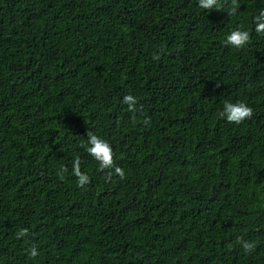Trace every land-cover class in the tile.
Wrapping results in <instances>:
<instances>
[{"label":"trees","instance_id":"obj_1","mask_svg":"<svg viewBox=\"0 0 264 264\" xmlns=\"http://www.w3.org/2000/svg\"><path fill=\"white\" fill-rule=\"evenodd\" d=\"M238 2L0 0V264H264V0ZM225 102L252 117L219 118Z\"/></svg>","mask_w":264,"mask_h":264},{"label":"clouds","instance_id":"obj_2","mask_svg":"<svg viewBox=\"0 0 264 264\" xmlns=\"http://www.w3.org/2000/svg\"><path fill=\"white\" fill-rule=\"evenodd\" d=\"M198 6L204 10L222 9L218 4V0H197ZM232 7L227 12L229 16L235 15L238 11V0H231ZM254 31L258 34L264 35V8H261L257 14L253 16ZM250 32L248 30H242L237 27L230 31L225 37V43L236 49H241L250 42ZM163 51V49H161ZM154 60L160 59V53H154ZM121 103L126 104L129 112H136L137 99L134 95L126 94L122 97ZM253 115V109L246 105L244 102L232 103L225 102L222 111L218 113L219 118L226 119L229 123L240 124L246 119L251 118ZM145 125L150 123V118L143 120ZM87 142L80 146L95 160L98 162L97 171L105 172L103 179L105 182L111 181L114 175L125 178L124 169L117 166L114 160V154L111 145L108 141L94 134L92 131H87ZM107 170V171H106ZM66 167H62L57 175L60 179H63V174L67 172ZM72 174L76 177V183L78 187H84L90 183V177L86 172L81 171V160L79 157L75 158L72 163ZM28 235L27 228H21L15 233L17 239L26 237ZM241 247L245 253H251L256 244L254 242L243 240L238 238ZM29 255L33 258L39 255V251L36 246H31L29 249Z\"/></svg>","mask_w":264,"mask_h":264}]
</instances>
